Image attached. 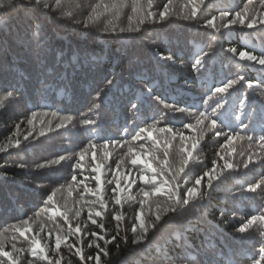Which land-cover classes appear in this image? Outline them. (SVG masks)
<instances>
[{"label": "trees", "instance_id": "16d2710c", "mask_svg": "<svg viewBox=\"0 0 264 264\" xmlns=\"http://www.w3.org/2000/svg\"><path fill=\"white\" fill-rule=\"evenodd\" d=\"M112 2L73 0L63 13L53 15L38 7L0 13V90L18 88L21 92L15 105L0 110V248L16 257L18 264H85L77 249L85 258L103 256L97 244L109 249L108 256H103L104 264H257L264 249V220L252 221V217L264 214V142L260 141L264 129V71L227 50L264 52V25L258 23L249 29L237 22L227 29L223 27L221 12H229L230 19L248 0H204L203 4L200 0H154L151 9L147 0H138L137 7L142 4L155 16L156 22L148 19L143 25L137 24L133 0H120L115 15L104 12L103 6ZM260 2L253 0L247 15L264 13ZM96 4L101 7L93 13ZM165 4L168 11L161 21L159 13ZM193 7L197 8L195 17ZM90 13L94 19L88 21L87 28L68 19L72 15L84 20ZM212 17H216L215 27H206ZM130 25L141 31L120 32L121 27ZM168 56L172 59H166ZM196 58L205 60L202 73L193 71ZM240 75L245 80L230 88L223 100L217 95L209 101L211 107L203 103L210 89ZM106 78L114 83L106 85ZM246 81L254 86L249 88ZM149 87L152 95L176 100L180 107L187 106L186 110L176 112L152 100L147 94ZM101 88L103 94L97 101L95 93ZM133 100H138L139 111L130 108ZM217 100L224 103L218 130H234L238 138L254 146L260 158L239 149L234 142L227 144L224 135L196 129L198 121L190 129L184 127L189 124L187 117H199V111L210 113ZM241 109L245 110L247 118L242 115L241 119L247 128L238 127L235 119ZM33 111L35 117L30 115ZM75 115L95 122H77L76 134L82 141L104 146L117 140L128 146L122 151L132 148L136 152L142 149L144 140H151L144 153L155 154L163 161L167 151L171 171H178L180 160L186 157V175L181 174L178 183L180 199L189 202H178L175 196H166L167 191L145 197L143 192L154 188L139 180L142 166L126 172L113 164L121 159L90 157L76 164L77 157L68 158L67 137L60 134L56 138L54 128L68 124L59 118ZM167 128L177 137L181 133L176 132L178 129L205 131L206 136L189 139L179 152L172 153V140L177 139L176 144L181 140L171 132L167 135L172 137L163 140L159 129ZM141 129L146 131L136 138ZM96 131L101 133L100 140L94 136ZM17 141L19 145L14 146ZM152 144L155 148L149 149ZM187 152L191 155H185ZM97 165L101 166L99 173L92 171ZM205 173L212 177L211 187ZM97 175L101 177L99 192ZM125 176L135 179V183L125 184ZM198 178H202L200 185H196ZM117 180L123 190L114 193ZM257 184L260 186L255 192L249 191ZM189 188L197 189L195 197L188 196ZM116 195L122 197L119 205L114 202ZM49 196L53 200L46 203ZM98 196L105 202L104 209ZM96 211L102 215L95 216ZM90 212L95 224L89 218ZM138 212L148 225L157 213L161 216L156 229L149 226L147 237L139 230L135 234L131 231ZM117 215L123 217L119 224L114 219ZM244 225L248 227L240 232L238 229ZM77 226L79 234L75 232ZM25 228L26 237L18 231ZM93 232L108 240L119 232L120 237H128V242L118 240L119 246L105 245ZM33 238L43 253L37 255L39 249L34 251ZM133 238L138 243H132ZM8 260L0 256L2 264H8Z\"/></svg>", "mask_w": 264, "mask_h": 264}, {"label": "snow or ice", "instance_id": "6c2138e0", "mask_svg": "<svg viewBox=\"0 0 264 264\" xmlns=\"http://www.w3.org/2000/svg\"><path fill=\"white\" fill-rule=\"evenodd\" d=\"M137 2L138 0H133V12L137 13V24L139 25H143L148 19H153L154 22L155 21V16L154 13L151 10H145L144 6L142 4L139 5V7H137ZM154 0H147V5H148V9L152 8ZM204 0H200V3L203 4ZM253 0H248V2L244 5V8L241 11H236L235 12V16L231 17L230 19H227L230 16V13L225 11V12H221V18L225 20V22L223 23V27L224 28H229L230 25H233L237 22H239L241 25L252 29L254 27H256V25L259 23L260 25H264V13H261L259 16H249L247 15V10L250 4H252ZM73 0H55V2L53 3V0H0V13H10L12 11H16L17 9H24L25 11H28L30 8L33 7H38L40 9L41 12H46L49 15H53L54 12H61L63 13V10L65 8H68L70 5H72ZM121 6L120 0H113V2L111 4H105L104 7V12L105 13H109L111 12V14L115 15L116 11L119 10ZM101 5L96 4L93 6L92 8V12H96V9L100 8ZM260 7L264 8V0H261L260 2ZM168 11V4L164 5V10L161 11L159 13V18L160 20H164L166 17ZM197 14V8L193 7L192 9V17H195ZM68 19L79 25V24H83V26L85 28H87L89 26L88 21L93 20L94 17L92 16V14L90 13L84 20H80V19H76L74 16L72 15H68ZM185 19H188V17L186 16ZM216 20V17H212V19H209L206 21L205 26L206 27H215L214 21ZM131 21V18H130ZM115 29H113L114 31ZM141 28L140 27H132L131 25L127 28L121 27L120 28V32L124 33V32H128V33H134V32H140ZM227 51L231 52L232 55L238 56V59L241 61H250L253 62L254 64H257L260 66V70L264 71V52H261L260 54H253L251 51H239L237 52L236 48H229ZM204 55H207V53H205ZM162 59L165 57H161ZM166 59L171 60L172 57L168 56L166 57ZM205 60L201 59V58H196L192 68L193 71L197 72V73H202V70L204 71L205 69ZM245 77L243 75H240L237 79H229L227 81V83H223L220 85H216L214 88L210 89V94H208L206 96V98H203V103L205 105H208L209 107H211V105H209V101L212 100L213 96H217V95H221V100H223L224 98V94H228V90L230 88H232L234 85H236L237 83H239L240 81H244ZM248 84L249 88H252L253 82L252 81H246ZM104 83L106 85H112L114 83V80L112 78H106ZM257 84L262 83V81H256ZM103 94V88L100 89V91H97L95 93V97L97 101H100L101 96ZM147 94L151 95V99L157 101L160 104H163V106L165 108L171 109L173 111L176 112H184L186 110V107H180L178 102L176 100H171V101H166L164 99H162L160 96L158 95H152V89L151 87H149ZM21 98V92L18 88H12V89H3L0 90V110H5L6 108L15 105ZM221 100H217L215 102V107L211 108V112L209 113L207 110L205 111H199L197 109V111H199V117H198V123H202L205 124V126L214 132V134L216 136H220V135H224L226 136V143L230 144L234 139L237 138V135L235 133V131H231L228 133H224L221 132L220 130H218V125L221 124L220 122V118L222 115V109L224 108V103L221 102ZM7 102V103H5ZM241 104H244V101L241 100L240 101ZM130 108L134 111H139L138 110V100H133L130 101ZM245 115V110L241 109V114L240 115H236L235 119L237 121H239L238 127H243V128H247L248 125L244 123V119H241V116ZM36 113L33 111L31 113V117H35ZM245 118L246 115H245ZM67 119L71 120V117H67ZM28 123L32 124L33 120L32 118L28 119ZM84 123H95L94 121H84ZM60 125H58L59 127ZM17 128L20 127L19 124L16 125ZM185 128H192L193 125L191 124H184ZM171 128H167V129H161V131H171ZM144 131H146V129H141L140 132L137 133L136 138H139L141 133H143ZM43 134V133H42ZM25 139H27V137H25ZM181 139H183V137H181ZM247 139L251 140L252 137H247ZM260 141L264 142V129H262L261 131V135H260ZM110 143H112L113 145L116 144H120V141L117 140H112L110 141ZM156 143H159V141H157ZM19 142L17 141V144L14 146H18ZM105 148H107L108 144L106 143ZM193 149H195L197 147V145L195 143L192 144L191 146ZM221 147H224V145H222ZM2 151V150H0ZM129 152L133 153L134 158L131 159V164L135 167L137 165L142 166V170L140 171L139 174V180L146 185H153L154 190L151 192L148 191H144L143 194L145 197L148 196H155V195H161L163 194L165 191H167L169 197H173L175 196L178 200V202H182L183 204H187L189 201L188 199H180L182 196V193L180 192V185L178 183L179 179L181 178V174L186 175V171L185 168L188 164L187 159H182V164L179 167L178 171H171L173 165L169 164L168 161V154L167 151H165V156L163 161H161L155 154H152L149 156L148 159L144 158V155H136L134 150L132 148H129ZM185 155L190 156L191 152H187L185 153ZM107 156V153H106ZM60 160H63V157L59 158ZM157 166H154V163ZM57 163H59V161H57ZM18 167H24V165H18ZM39 167L43 168L44 165L41 164L39 165ZM226 167H230V165H226ZM245 167H247V164L245 165ZM93 172H97L99 173L101 171V166L97 165L95 168L92 169ZM205 175H209V186L211 187V175L209 173H205ZM170 177V179L168 178ZM73 180L76 179L75 175L72 177ZM96 180V185H97V191L99 192L100 190V185H101V177L100 175H97L95 177ZM159 180V186L157 185V182ZM201 180L202 178H198L196 180V185H200L201 184ZM124 182L125 184H131V183H135V179H128L127 176L124 177ZM175 182V187H173V183ZM108 183H112V181H108ZM260 185H254V186H250L249 191L255 192L256 189L259 187ZM122 185L120 183V180H117L116 182V187L113 189V192L116 193L118 191H122ZM143 191V189H142ZM187 194L189 197H195L197 195V189L196 188H189L187 189ZM54 195V194H53ZM121 199L122 197L120 195H116L114 197V202L116 204H121ZM53 200V196H49L48 197V201H46V203L51 202ZM98 200H99V205L101 209L105 208V202L103 201V198L101 196H98ZM172 211H175V209H172ZM80 213L79 211L76 212V215L78 216ZM102 212L101 211H96L95 212V216H101ZM89 218L92 220V223L95 224L96 220L94 218H92V214L90 212L89 214ZM68 217L67 215H65V220H67ZM114 219L117 221V223L119 224V222H121L123 220V217L120 215H117L114 217ZM257 219L260 220H264V214H262L260 217H256L253 216L252 217V221H255ZM252 221H249V223H251ZM161 222V216L157 213L156 217H155V221L153 223H151V225H148L143 219H142V213L138 212L136 215V223L133 224L131 231L133 232V234L137 233V231H141L143 233L144 237H147L148 235V228L149 226L153 229L157 228V225L160 224ZM22 223L24 225L28 224L27 220H22ZM99 227H101V229H103V224H100ZM248 227V225H244L242 227H240L238 230L240 232H244L245 229ZM19 234L21 236H25L26 237V233L28 231L27 228L23 229V230H18ZM75 232L77 234H79L81 232V229L79 226L76 227ZM72 233V230L70 228V232L69 234ZM93 236H96L98 240H104L105 241V245H109V244H113V243H117V246H119L118 244V240H124L125 243L128 242V237L124 236V237H120L119 236V232H117L116 235H113L111 237L110 240L106 239L104 236L98 235L97 233L93 232L92 233ZM65 239H67V237H65ZM35 244V249H39V252L37 253V255H39L40 253H43L44 249L40 246V243L38 241L35 240V238H33L32 241ZM60 242H61V238L58 236L56 239V247L59 248L60 246ZM132 243H138V240L136 238H133L131 240ZM96 247L99 249V253H102L103 256H108L109 254V249L107 247H101L99 244L96 245ZM77 254L81 257V259L83 261H85V264H87V261H93L95 262V264H104V260H103V256L100 254H97L95 257H92L91 255L87 256V258L84 257L82 250L77 249ZM0 256L5 257V258H9L8 260V264H18L16 257L11 256V254L5 250H3V248H0ZM262 262H264V249H261L260 252V261L257 262V264H262ZM0 264H2V262H0ZM29 264H31V262H29ZM57 264H59V261H57Z\"/></svg>", "mask_w": 264, "mask_h": 264}, {"label": "rangeland", "instance_id": "374dc122", "mask_svg": "<svg viewBox=\"0 0 264 264\" xmlns=\"http://www.w3.org/2000/svg\"><path fill=\"white\" fill-rule=\"evenodd\" d=\"M62 104V103H61ZM194 108L197 107V104L193 105ZM61 108V105L58 106L56 108V111H59ZM31 115V114H30ZM71 120L66 119V118H59V120H63L68 124H64L62 127L59 128H54L56 131V138L59 137L60 134H65L67 137V147H68V151L69 154L67 155L68 158L70 157H77V161L76 164L79 163H84L82 159L84 158H98V159H105L106 160V153L107 156L109 157L110 160L112 159H121V161L119 163H113L115 164V167L120 166V168L122 169V171H126L128 172L129 170H131V167L133 168V165L131 164V159L134 158L133 153H130L128 149L122 151L121 148H125L128 147L126 145L123 144H116V145H108L107 148H105V146H99L97 145L98 143H93L90 141H82L80 139V137L76 134V130H78L77 128H75V125L77 124V122H84V121H88V118L83 117L82 119H77L76 115L70 116ZM188 118V123L189 124H194L195 122L198 121V117L196 116H191V117H187ZM201 128L203 130H207L208 128L205 126V124L202 123H197L195 125V128ZM33 129V127H32ZM185 131V132H182ZM167 132H171L173 133L174 138H178L177 144L175 143L177 139L172 140V149H170V151L172 153L174 152H179V150L182 148V146L184 145V142H188L189 139H193V138H199L201 137H205L206 133L205 131H200L198 130V133H196L195 131H190V130H185V129H178L176 130V132H181L180 133V137L178 135H174V131H161V129H159V135L162 137V139H166V137H172V135H167ZM99 133V134H98ZM95 138H97V140H100L101 138V133L100 131H96V133L94 134ZM181 137H183V139H181ZM232 142L236 143L239 147V149L245 150L250 152L254 157L260 158V156H258V151L254 149L253 145H250L248 143H246L245 141H243L240 138H236L234 139ZM151 143V140H144V142L142 143V149L139 151H136L135 154L136 155H144L145 159H148L150 154L149 153H144V149L146 147L147 144ZM167 143H165V148H166ZM155 148V146L152 144L149 149H153ZM177 150H176V149ZM126 151L129 152V155L126 154ZM186 159V157H185ZM64 161V160H62ZM104 161V160H103ZM65 162V161H64ZM180 163L182 164V159L180 160ZM180 164V166H181ZM74 165V164H73ZM140 165H137L134 168L139 167ZM179 166V167H180ZM169 196V195H166ZM168 197H164V199H167ZM259 258V257H258ZM260 260V258H259ZM263 264V262H262Z\"/></svg>", "mask_w": 264, "mask_h": 264}]
</instances>
